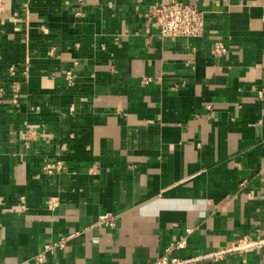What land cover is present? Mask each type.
I'll list each match as a JSON object with an SVG mask.
<instances>
[{"label":"crops","instance_id":"crops-1","mask_svg":"<svg viewBox=\"0 0 264 264\" xmlns=\"http://www.w3.org/2000/svg\"><path fill=\"white\" fill-rule=\"evenodd\" d=\"M155 1L6 0L0 264H264V0L164 39Z\"/></svg>","mask_w":264,"mask_h":264},{"label":"built area","instance_id":"built-area-1","mask_svg":"<svg viewBox=\"0 0 264 264\" xmlns=\"http://www.w3.org/2000/svg\"><path fill=\"white\" fill-rule=\"evenodd\" d=\"M6 4V0H0V11L3 10ZM149 14L152 16L151 26L158 30V36L164 38L175 37H202L205 32V26L207 22V13L200 9L195 4H189L180 0H173L165 2L163 0L155 1L149 10ZM215 55L223 56L226 53V47L223 42H217L213 47ZM73 76L70 74V78ZM258 94H262V90L258 91ZM107 217V216H104ZM65 238L48 244L45 248L46 251L55 252L57 248H61L65 245ZM258 242H254L251 238L242 237L232 243L230 251L243 250L254 246ZM186 244V238H181L177 242L171 243L166 248V253L158 261L157 264H181L184 261L178 256L170 257L169 254L172 250H179ZM222 253H219L221 255ZM43 259V255L39 257V260Z\"/></svg>","mask_w":264,"mask_h":264}]
</instances>
